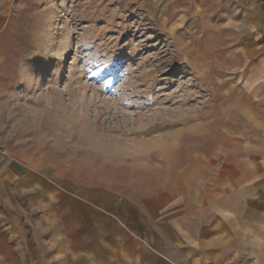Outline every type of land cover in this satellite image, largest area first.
Masks as SVG:
<instances>
[{
  "label": "rangeland",
  "instance_id": "obj_1",
  "mask_svg": "<svg viewBox=\"0 0 264 264\" xmlns=\"http://www.w3.org/2000/svg\"><path fill=\"white\" fill-rule=\"evenodd\" d=\"M191 1L10 0L4 163L136 200L214 199L254 218L264 204L259 48L246 23L229 22L236 6Z\"/></svg>",
  "mask_w": 264,
  "mask_h": 264
},
{
  "label": "crops",
  "instance_id": "obj_2",
  "mask_svg": "<svg viewBox=\"0 0 264 264\" xmlns=\"http://www.w3.org/2000/svg\"><path fill=\"white\" fill-rule=\"evenodd\" d=\"M211 1L236 6L228 20L246 23L264 70V0ZM10 5L0 0V22ZM4 161L0 264H264L262 201L254 218H234L214 199L167 191L136 200Z\"/></svg>",
  "mask_w": 264,
  "mask_h": 264
},
{
  "label": "built area",
  "instance_id": "obj_3",
  "mask_svg": "<svg viewBox=\"0 0 264 264\" xmlns=\"http://www.w3.org/2000/svg\"><path fill=\"white\" fill-rule=\"evenodd\" d=\"M8 157V151L2 145H0V164Z\"/></svg>",
  "mask_w": 264,
  "mask_h": 264
}]
</instances>
